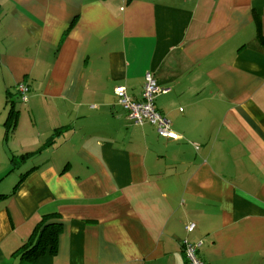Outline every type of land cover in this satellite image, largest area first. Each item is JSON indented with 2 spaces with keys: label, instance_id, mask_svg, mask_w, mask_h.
Wrapping results in <instances>:
<instances>
[{
  "label": "crops",
  "instance_id": "1",
  "mask_svg": "<svg viewBox=\"0 0 264 264\" xmlns=\"http://www.w3.org/2000/svg\"><path fill=\"white\" fill-rule=\"evenodd\" d=\"M47 224L34 264H264V0H0V264Z\"/></svg>",
  "mask_w": 264,
  "mask_h": 264
},
{
  "label": "built area",
  "instance_id": "2",
  "mask_svg": "<svg viewBox=\"0 0 264 264\" xmlns=\"http://www.w3.org/2000/svg\"><path fill=\"white\" fill-rule=\"evenodd\" d=\"M17 91L24 103L29 102L30 88L26 84H19ZM167 91L162 89L152 73L145 77V83L141 99L133 98L125 86L118 87L115 95L117 102L128 113L129 118L137 125L152 124L156 127L159 134L169 140L177 141L181 137L173 130L169 118L157 107V98ZM197 228L195 223L186 226L188 235L192 234ZM200 244L192 243L187 239L183 241V250L187 264H205L199 256Z\"/></svg>",
  "mask_w": 264,
  "mask_h": 264
},
{
  "label": "trees",
  "instance_id": "3",
  "mask_svg": "<svg viewBox=\"0 0 264 264\" xmlns=\"http://www.w3.org/2000/svg\"><path fill=\"white\" fill-rule=\"evenodd\" d=\"M11 119H14V114L11 113ZM11 124H8V127H10ZM27 155H23L22 159H25ZM14 167L15 169L18 168L20 162L18 163L17 160H14ZM60 226V224H54V225H45L41 226V230L38 231V236L35 237V235L32 237V239L24 244L16 253L15 256L20 257V259L27 263V264H34L37 258L44 255L47 251L48 247L51 246V248L54 250L56 248L57 244V233L52 231V228H57ZM60 229V227H59Z\"/></svg>",
  "mask_w": 264,
  "mask_h": 264
},
{
  "label": "rangeland",
  "instance_id": "4",
  "mask_svg": "<svg viewBox=\"0 0 264 264\" xmlns=\"http://www.w3.org/2000/svg\"><path fill=\"white\" fill-rule=\"evenodd\" d=\"M20 84H24V83H20Z\"/></svg>",
  "mask_w": 264,
  "mask_h": 264
}]
</instances>
